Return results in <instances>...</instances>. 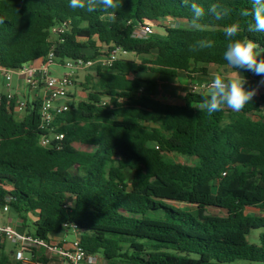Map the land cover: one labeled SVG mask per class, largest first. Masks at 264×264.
I'll return each instance as SVG.
<instances>
[{
    "label": "trees",
    "instance_id": "16d2710c",
    "mask_svg": "<svg viewBox=\"0 0 264 264\" xmlns=\"http://www.w3.org/2000/svg\"><path fill=\"white\" fill-rule=\"evenodd\" d=\"M195 2L206 12L213 3L230 12L222 20L206 14L196 30L182 0H122L121 8L92 13L70 8L69 0H0L2 67L21 69L51 51L59 64L95 61L116 49L134 58L94 68L95 78L82 85L87 99L71 103L56 120L64 134L60 148L39 145L40 101L29 102L20 120L15 102L4 98L0 210L8 206L26 229L32 219L28 234L48 242L76 225L86 255L100 257L101 264H264V232L258 244L249 240L253 230L264 229V217L246 214L264 210V96L240 113L209 115L197 109L207 92L188 91L182 105L163 103L158 81L141 76L185 73L194 79L209 76L210 65L228 67L224 29L233 23L240 31L232 39L264 46V33H249L252 17L240 14L251 9V0ZM167 19L188 26L161 27L163 35L146 39L133 36L146 22L155 26ZM65 23L64 33H53ZM199 40H211L213 47L190 50ZM237 71L249 88L261 80ZM36 252L25 249L33 262L48 263ZM0 264L24 263L0 244Z\"/></svg>",
    "mask_w": 264,
    "mask_h": 264
},
{
    "label": "built area",
    "instance_id": "2783aa9c",
    "mask_svg": "<svg viewBox=\"0 0 264 264\" xmlns=\"http://www.w3.org/2000/svg\"><path fill=\"white\" fill-rule=\"evenodd\" d=\"M66 23L53 29L54 34L64 33ZM154 34V24L146 22L139 29L134 31V37L138 39H146ZM127 56V52L121 49H116L110 52L106 57H101L95 61L67 60L63 64H59L55 58L54 52L51 51L46 58L41 60L40 65L33 66L27 65L21 69H8L0 65V71L6 76L7 81H11V75L17 73L20 77H24L26 83L31 89L42 91L43 96L40 98L35 97L33 101H40L39 107V121L41 135L39 137V145L43 148H60L61 142L64 140V134L58 131L56 120L59 116L70 111V89L75 84V79L78 72L91 70L97 65L104 68H111L114 63L119 60V56ZM53 66H61L68 70L63 75H54L51 71ZM207 87L205 85H193L190 87V92L199 93L203 92ZM6 98L7 103L15 102L14 112L25 111L28 107L29 101L16 98L13 93L0 95V107ZM109 103L104 100L103 104ZM156 149H159L156 147ZM226 173H223L225 176ZM3 211L9 212L8 206L3 208ZM65 233L75 235V239L68 244L67 247L61 244H50L44 240L38 239L31 234H19L13 227L8 224L5 226L0 225V239L10 241L14 246V256L16 260L24 264H39L32 261L31 256L25 254V249L30 247L47 248L50 253L59 256L64 264H85L88 261L90 264H98L99 258L96 256H87L84 249L80 244V237L76 225H71L65 228ZM67 245V244H64Z\"/></svg>",
    "mask_w": 264,
    "mask_h": 264
},
{
    "label": "clouds",
    "instance_id": "9594fccd",
    "mask_svg": "<svg viewBox=\"0 0 264 264\" xmlns=\"http://www.w3.org/2000/svg\"><path fill=\"white\" fill-rule=\"evenodd\" d=\"M184 7L191 11L190 24L200 30L203 27L202 21L206 14L211 15L215 20H222L229 15L230 9L220 5L211 4L207 12L195 0H182ZM251 9H243L241 16L252 17L253 23L249 24L247 31L253 34L264 33V0H251ZM122 6V0H69V7L72 9L86 10L89 13L95 12L98 8L103 11L118 9ZM115 15V13H109ZM240 31L238 23H233L224 29L225 36L229 39L223 59L233 71L230 74L220 71L212 72L211 80L207 85V94L198 104L199 110H206L209 115L213 113L231 110L233 113H240L244 107L253 101L259 89L264 87V46L258 40L251 38L232 39ZM213 47L211 40H199L191 46L192 51ZM237 69L251 72L260 76L261 80L253 88H246L247 80Z\"/></svg>",
    "mask_w": 264,
    "mask_h": 264
},
{
    "label": "rangeland",
    "instance_id": "374dc122",
    "mask_svg": "<svg viewBox=\"0 0 264 264\" xmlns=\"http://www.w3.org/2000/svg\"><path fill=\"white\" fill-rule=\"evenodd\" d=\"M178 26H188V25L185 22L174 21L173 19L162 20L159 24H156L154 26V34L163 35L164 31L161 27H178ZM54 39H55L54 36L51 37V40H54ZM119 59H134V58L132 56H128V55L127 56L120 55ZM140 59L141 58H138L137 61H140ZM212 69H213V71H220V72L226 73V74H230L233 71L230 67H220V66H216V65L213 66ZM51 71L54 75H59V76L68 72V70L66 68L61 67V66H53L51 68ZM78 73L79 74L76 76V79H75V85L79 91V96L75 100V103L85 101L88 97V91H86L84 86H82L83 84H86L87 77H90L92 80L95 78V72L92 70H87V71L78 72ZM184 75H185V73H181L182 77H184ZM11 76H12L11 81H7L6 76H4L2 74V72L0 71V92L5 91L6 87H8V86L12 87L14 90H16L19 86H22L23 87V93H25V95L27 96L29 94V90L31 88L26 83L25 78L20 77L17 73H13ZM141 76L143 78H154V79L158 80L160 86H159V90L157 92V98L160 101H162L164 103H168V104L181 103L182 95H183L182 83L180 81L181 77L180 78H170V77L159 76V75H154V74H150V73L143 74ZM209 82L210 81H208L207 83H204L206 87H207ZM248 85L249 84L246 83L245 87L249 88ZM88 87L90 88V86H88ZM204 91L207 92L208 89L206 88ZM257 100L259 101L260 97L257 98ZM263 104H264V102L262 103V105ZM169 157L172 160L179 162V163H182V164H193V162H194L193 160L185 159L183 157L176 156V155H169ZM172 204L177 206V207H181V208L187 207L186 204H182V203H172ZM209 211L215 215H224V212L218 211L216 209H210ZM28 225H29L28 230L33 232L32 220L28 221ZM261 232H264V229L253 230V232L249 238L250 242L253 244H258V237H259V234ZM67 235H68L67 238L70 241H73L75 239L73 234L69 233ZM5 247H6L5 248L6 251L9 252L10 251V243L6 242ZM49 262L50 261H48V263ZM101 263H102V259L99 257V263L98 264H101ZM85 264H90V263L88 261H86ZM232 264H261V263H252V262H247V261H243V260H237V261L233 262Z\"/></svg>",
    "mask_w": 264,
    "mask_h": 264
},
{
    "label": "crops",
    "instance_id": "0c3cea01",
    "mask_svg": "<svg viewBox=\"0 0 264 264\" xmlns=\"http://www.w3.org/2000/svg\"><path fill=\"white\" fill-rule=\"evenodd\" d=\"M40 63H41V60H38V61L32 62L29 65L38 66V65H40ZM213 66H215V65L209 66L210 74L212 72H215L212 69ZM94 68L95 67H93L91 70L94 71ZM78 74L79 73H77V75ZM210 74H209V76L194 75V79H191L186 74L184 75V77H182L181 73H179V76L177 78L181 77L180 81L182 83L183 95H182L181 103H177L176 105H182L183 104V98H184L185 94L189 91L191 86H193V85H205L204 83H207L208 81H210L211 80ZM146 79H154V78H146ZM154 80H156V79H154ZM156 81H158V80H156ZM159 86H160V84L158 82V90H159ZM7 93H13L19 99H25L29 102H32L35 97L40 98L41 96H43L42 91H37V90H33V89H30L29 94L26 96L25 93H23V87L22 86H19L16 90H14L12 87L8 86V87H6L5 91L0 92V95H5ZM78 96H79V91H78L76 85L74 84V86L70 89V102L71 103L75 102V100L77 99ZM262 96H264V87H261L259 89V92L254 97L253 101L257 102L258 101L257 98L262 97ZM171 104H175V103H171ZM261 107L264 108V104L262 105V103H261ZM15 115H16L17 119L21 120V119H23V117L25 115V111L18 112ZM210 209H213V208H210ZM218 211H221V210H218ZM221 212H224V211H221ZM246 214H248L250 216H255V217H264V210L247 209ZM225 215H226V213L224 212V215H219V216H225ZM30 220H32V219H30ZM32 222H33V220H32ZM8 224L13 225L14 229L21 235L29 233V230L23 227L20 220L17 218V216L15 214H13L11 212L5 213L3 211V209H1L0 210V225L5 226ZM67 236H68L67 233L53 235L50 237L48 242L52 245L53 244H61L62 246L67 247L68 244H70V242H71L67 238ZM74 237H75V235H74ZM6 242L10 243V251L8 253L13 254L14 250H15V246L8 240L0 239V244L4 246V249L6 248L5 247ZM64 244H67V245H64ZM5 251H6V249H5ZM36 253H37L38 257H45L47 259V261H50L49 263H46V264H64L62 259L59 256L50 253V251L47 248H43V247L37 248Z\"/></svg>",
    "mask_w": 264,
    "mask_h": 264
},
{
    "label": "water",
    "instance_id": "95a60500",
    "mask_svg": "<svg viewBox=\"0 0 264 264\" xmlns=\"http://www.w3.org/2000/svg\"><path fill=\"white\" fill-rule=\"evenodd\" d=\"M209 213H207V215H208Z\"/></svg>",
    "mask_w": 264,
    "mask_h": 264
}]
</instances>
